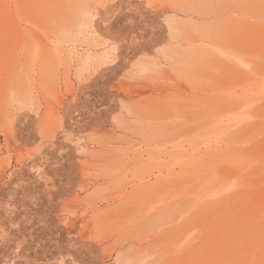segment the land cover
<instances>
[{"label": "rangeland", "instance_id": "rangeland-1", "mask_svg": "<svg viewBox=\"0 0 264 264\" xmlns=\"http://www.w3.org/2000/svg\"><path fill=\"white\" fill-rule=\"evenodd\" d=\"M0 264H264V0H0Z\"/></svg>", "mask_w": 264, "mask_h": 264}, {"label": "bare ground", "instance_id": "bare-ground-1", "mask_svg": "<svg viewBox=\"0 0 264 264\" xmlns=\"http://www.w3.org/2000/svg\"><path fill=\"white\" fill-rule=\"evenodd\" d=\"M80 19H82V16L80 15Z\"/></svg>", "mask_w": 264, "mask_h": 264}]
</instances>
